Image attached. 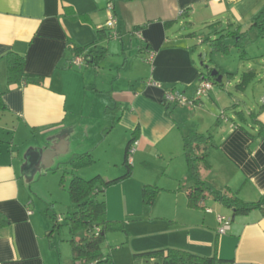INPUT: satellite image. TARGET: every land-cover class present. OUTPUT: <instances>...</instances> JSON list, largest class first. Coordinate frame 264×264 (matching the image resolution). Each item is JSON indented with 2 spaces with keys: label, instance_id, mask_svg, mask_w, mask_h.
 I'll list each match as a JSON object with an SVG mask.
<instances>
[{
  "label": "crops",
  "instance_id": "0c3cea01",
  "mask_svg": "<svg viewBox=\"0 0 264 264\" xmlns=\"http://www.w3.org/2000/svg\"><path fill=\"white\" fill-rule=\"evenodd\" d=\"M110 4L117 19L112 29L107 26ZM263 5L264 0H0V93L8 107L9 123L17 122L15 140L10 144L0 141V212L9 222L0 225V264H51L54 258L45 225L31 208L22 146L26 153L55 149L48 169L91 153L99 162L93 165L98 169L96 175L112 180L125 173V151L134 137L133 174L136 164L150 169L156 163L167 169L171 180L156 183L172 184L167 194L174 196L170 198L178 211V204L187 202V189H180L188 173L184 137L211 134V167L202 170V180L212 190L237 193L245 202L264 198V86L256 110L243 111L257 115L256 122L247 121L246 129L234 121L238 104L232 105L233 117L217 120L213 133L207 121L214 115L205 111V122L191 134L175 110L181 105H169L170 115L163 105L170 89L194 96L201 69L194 59L197 45L190 38L207 45L204 39L214 38L225 26H240L243 32ZM181 29L189 33L184 35ZM69 43L78 47L98 43L108 48V54L96 67L85 60L80 67L75 64L77 56L67 48ZM12 52L25 57V73L35 77V83L8 84L7 56ZM135 53L143 58L131 62ZM250 73L256 79L257 74ZM240 81L236 85L239 92L253 82L242 89ZM211 95L218 98L216 93ZM207 98L212 100L210 94ZM203 104L201 110H205ZM104 144L106 161L102 162L98 150ZM113 149L122 158L112 156ZM42 155L40 172L45 168ZM104 161L107 167L100 169ZM133 180L122 181L125 206L141 200V189L147 183L146 176L141 182ZM175 184L179 188L172 189ZM162 194L157 201L164 198ZM209 200L213 208L205 203V211H197L194 220H188L187 241L169 242L170 246L215 256L226 261L223 264H264V214L255 210L234 216L232 209L212 196ZM218 215L232 218L227 234H218ZM172 217L181 220L178 213Z\"/></svg>",
  "mask_w": 264,
  "mask_h": 264
},
{
  "label": "rangeland",
  "instance_id": "374dc122",
  "mask_svg": "<svg viewBox=\"0 0 264 264\" xmlns=\"http://www.w3.org/2000/svg\"><path fill=\"white\" fill-rule=\"evenodd\" d=\"M177 29H180V26H178ZM222 29H227V27L225 26V28ZM198 30V32H201V29ZM247 30L248 32H246ZM179 31L184 35L189 33L187 29H181ZM243 32H246L247 34L244 38V47H233L234 40L229 39L227 40V44L232 47V50H230L228 54L217 52L211 53L209 46L198 43V41L192 37L190 38V43L192 45H197L194 59L198 67L206 73H208V71L205 66H208L210 69L221 70L223 73L220 74L223 75V80L222 86H220V83L216 84L215 80L211 81L213 83V88L203 96L202 99L197 98V89H195L192 98L191 96H186L188 103L175 109L177 115L180 113L182 116V119L180 118V120L182 121V125L187 134H191L190 132L197 129L199 125L205 122L203 115L204 113L207 115V111L208 114L212 113L214 115L212 119L207 121L209 126L212 124L213 128L211 132L213 133L219 118H231L235 115L232 108L233 104H238L236 110L244 111L245 113H248L251 108L252 110L254 108L256 110L260 97L259 90L264 86V38L259 37V31L256 28L250 29L244 27ZM201 54H203L202 58ZM141 56L142 55L135 53L130 60L131 62L133 59L140 61V58H143ZM202 62H204V66L201 65ZM143 65L145 64L143 63ZM245 72H255L257 76L244 92H239L236 90V85L239 82L241 75ZM232 73H236L237 75L234 76ZM212 92L214 95L215 93L218 94V98L212 96ZM209 94L212 97V100L207 98ZM201 100L203 102H200ZM193 101L195 103L191 104ZM202 103H204L203 107L205 110L200 109ZM222 112L224 113L222 114ZM8 119L9 115L7 113H0V128L4 129H1L0 131V141L3 144L11 143L12 139L15 140V128L17 127V122L14 123L15 125H12V123H9ZM8 125L10 126L7 128L6 126ZM18 140L19 142H22V134H18ZM19 142L16 141V146ZM38 142H40V140H38ZM23 147L24 146L21 147V152L24 153L22 154V157L25 159L26 152H24V150H26V147L24 149ZM105 147L106 145L104 144L99 147L98 150V154L101 153L103 155L102 162L103 160L106 161ZM114 150L115 149H113V151ZM119 154L121 156L122 153H117L116 150L111 155L119 156ZM93 160L95 163L98 162L97 157ZM105 161L104 164L99 166L100 169L107 167ZM122 162L123 159L120 160L121 165ZM95 163L91 166L80 167L74 171L73 166L69 163V160L66 159L55 164V166H52L50 169L44 168L42 171L43 173L40 172L41 166H39L37 167L32 181H29L30 184L27 185L30 188L29 193L33 201L31 208L36 215L42 219L47 231L45 237L50 244V252L53 253L52 255L54 257L51 264H70L72 257V248L69 242L71 239V233L67 223L68 217L78 210V206L72 202L68 189L73 172L86 180L95 177V170H98L93 167ZM155 164L156 163H153L150 169L144 167L142 164L141 166L136 164V171L134 170L135 174L129 179L132 178L134 179L133 181L141 182L144 180V176H146L147 183H145V185L158 184L156 183L158 181H170L171 175L167 172V169L162 170ZM112 174L118 176L117 173L112 172ZM27 180L28 179L25 178L24 182H27ZM183 182L184 183H182L180 189H188L190 186L188 176ZM117 185L120 187L118 190L115 188ZM171 185L172 184L157 185L162 189L160 194L164 193L162 194L164 198L160 202L156 201L152 206H147L143 203L142 189L141 200L139 199L138 203L134 205L131 203L129 206H125L122 182H119L112 186L114 188L111 187L106 191L104 198L107 204L108 219L116 223L119 226V229L109 231L106 234V241L103 244L102 250L105 254H111L115 264H162L161 260L156 261L153 259L136 258L135 254L157 249H165L168 247L173 248L170 246L171 242L181 244L184 239L187 241L185 235L188 232V220H194L197 216V211L204 212L205 210L190 208L187 199V205H183L182 203L178 204L177 211L174 205H172V199L170 198L171 196L174 198V196L167 194L170 190L169 186ZM176 186L178 187V185L175 184L172 189L176 188ZM109 190L110 192H108ZM126 195L130 200L132 193H130L128 187L126 188ZM108 202H110L109 207ZM212 203L213 201L209 200L206 202V205L213 208ZM175 213H178V215L181 216L180 221H176L172 217ZM59 218L62 220L59 221ZM58 221L60 225L59 229L53 230L54 223H57ZM51 231H53V233L49 236L48 234ZM163 243L166 245H163Z\"/></svg>",
  "mask_w": 264,
  "mask_h": 264
},
{
  "label": "trees",
  "instance_id": "16d2710c",
  "mask_svg": "<svg viewBox=\"0 0 264 264\" xmlns=\"http://www.w3.org/2000/svg\"><path fill=\"white\" fill-rule=\"evenodd\" d=\"M110 2L112 0H109ZM242 27L235 29H221L216 31L214 38L206 37L203 43H206L211 53L217 52L228 54L232 47L227 44V40H234L233 47L243 48L246 32H242ZM259 31V37L264 38V5L251 19V27ZM69 51L75 54V57H83L88 66L96 67L107 56L108 48L98 43H92L85 47H78L74 43L67 45ZM89 48V49H88ZM88 50V52H86ZM203 54H201V58ZM7 66V81L9 85L25 82L27 84L35 83V77L25 73L26 59L24 56L17 53H9ZM204 66V62L201 64ZM207 66H205L206 68ZM211 70L207 68L208 73L201 69V79H209ZM220 73H223L219 70ZM236 76V73H232ZM254 79L253 73H243L240 77L239 88L244 89ZM216 83V82H215ZM218 84V83H216ZM222 86V82L220 83ZM171 91V90H169ZM167 114L170 104L163 103ZM168 107V108H167ZM8 110V107L3 99V93H0V113ZM235 123L246 129L247 121L256 122V114L246 115L243 111L237 112ZM218 126V124L216 125ZM136 138L133 137L129 142L125 151L124 165L125 173L112 179L107 180L100 174L86 180L78 176L75 172L72 173V179L68 192L71 200L78 206V210L68 217L67 226L70 229L71 239L69 240L72 248V257L70 264H115L111 254H105L102 250L103 244L106 241V234L109 231L119 229V226L110 221L107 215V204L105 201L106 191L122 182L129 179L133 175L132 163L130 161L132 155L133 143ZM183 151L187 163V176L189 179V188L187 189L188 206L192 209L205 210L206 201L212 196L216 202L222 203L229 209H232L233 215H248L252 211L260 210L264 214V198L256 202H245L241 200L237 193L229 190L224 193L212 190L207 183L202 180V170H207L211 167L209 151L214 147L212 135L193 134L184 137ZM10 144V143H9ZM91 153H84L76 156L69 163L73 166V170L84 166H91L95 161ZM162 191L157 185L146 184L142 187V200L147 206H152L158 199ZM9 224L3 213L0 212V225ZM59 221L54 223L53 230L59 229ZM53 231L49 232L51 236ZM136 258L161 260L162 264H223L226 261L215 256H200L191 252L165 248L154 251L142 252L135 254Z\"/></svg>",
  "mask_w": 264,
  "mask_h": 264
},
{
  "label": "built area",
  "instance_id": "2783aa9c",
  "mask_svg": "<svg viewBox=\"0 0 264 264\" xmlns=\"http://www.w3.org/2000/svg\"><path fill=\"white\" fill-rule=\"evenodd\" d=\"M108 9H109V19L107 22V26L112 29L116 26L117 19L115 18L114 14H113L111 4L109 5ZM153 56H154L153 53L149 56L150 61L153 59ZM83 61H84V58L78 56L75 64H77L78 66L81 67ZM212 88H213V83L211 82V80L206 79V78L199 80V83H198L197 88H196L197 89V91H196L197 98L201 99ZM164 102L166 104H170V105H181V106H183L184 104L188 103V99L183 93L176 91V90H171V91H167L165 93ZM193 103H195V102L193 101L191 104H193ZM134 150H135V148L133 147L132 153L134 152ZM206 211L211 212V209H207ZM61 220L62 219L59 218V221H61ZM217 220L219 223L218 234L219 235L227 234L231 229L232 218L227 217V216H223V215H218Z\"/></svg>",
  "mask_w": 264,
  "mask_h": 264
},
{
  "label": "water",
  "instance_id": "95a60500",
  "mask_svg": "<svg viewBox=\"0 0 264 264\" xmlns=\"http://www.w3.org/2000/svg\"><path fill=\"white\" fill-rule=\"evenodd\" d=\"M208 66L206 67V69ZM211 77L215 79L216 83H221L223 80V75L220 74V72L217 69H212L210 73ZM40 153L43 157V166L45 168H49V162L53 161L52 157L55 156V149L53 148H48L46 150H39V151H28L25 155V164L22 167V171L24 173V176L28 179V181H32L37 167L39 165V159H40Z\"/></svg>",
  "mask_w": 264,
  "mask_h": 264
}]
</instances>
